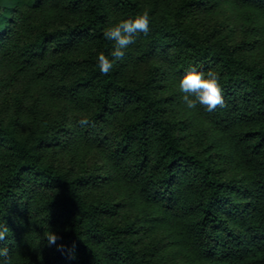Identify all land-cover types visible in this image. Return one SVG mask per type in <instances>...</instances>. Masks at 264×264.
I'll return each instance as SVG.
<instances>
[{"label":"trees","instance_id":"trees-1","mask_svg":"<svg viewBox=\"0 0 264 264\" xmlns=\"http://www.w3.org/2000/svg\"><path fill=\"white\" fill-rule=\"evenodd\" d=\"M193 65L222 106L183 104ZM3 220L10 264H264V0H0Z\"/></svg>","mask_w":264,"mask_h":264},{"label":"clouds","instance_id":"clouds-1","mask_svg":"<svg viewBox=\"0 0 264 264\" xmlns=\"http://www.w3.org/2000/svg\"><path fill=\"white\" fill-rule=\"evenodd\" d=\"M150 31V16L147 11L135 16L120 18L106 27L103 35L113 42V47L108 54L100 52L97 57V66L102 74H107L113 65L125 56L130 46L134 45L138 36ZM180 99L188 109H195L202 105L212 111L217 105H223L222 86L220 74L215 69L207 71L198 70L196 66H189L178 81ZM11 233L7 223L0 222V264H10L12 251L5 243ZM44 239L49 245L56 243L58 235L51 229L45 234Z\"/></svg>","mask_w":264,"mask_h":264}]
</instances>
